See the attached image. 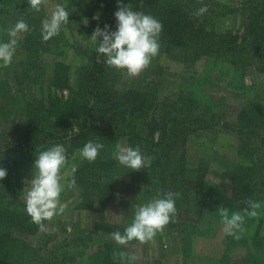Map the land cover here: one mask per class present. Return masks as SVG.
<instances>
[{"label":"rangeland","instance_id":"1","mask_svg":"<svg viewBox=\"0 0 264 264\" xmlns=\"http://www.w3.org/2000/svg\"><path fill=\"white\" fill-rule=\"evenodd\" d=\"M192 1L197 8L206 3L219 6L218 9L213 8L215 11L211 14L206 32H230L242 46H245L244 40L250 42L259 34L249 25L248 13L242 8L245 0ZM134 2H128L133 10ZM57 4L64 5L69 13V23L61 27L59 35L26 55L24 38L27 33H23L11 65L3 67L0 64V167H12L17 171L19 193L12 200L24 208L25 182L32 179L34 172L29 150L20 142L27 125L26 106L28 103L47 102L54 95L63 100L67 98L68 89L51 88L52 70L56 64H63L69 69L68 86L75 84L78 70L88 63L77 48L88 50L95 46L90 36L97 26L101 28L105 19V0H47L40 12L32 11L27 0H0V42H7L6 30L21 19L34 32L42 30L43 20L50 18ZM210 7L212 5L208 6V10ZM190 16L195 15L191 13ZM100 58L103 61V57ZM241 59L245 62L244 67L217 57L211 51L209 55L193 59L190 54L172 50L155 57L150 67L137 77L128 78L112 69L117 90H152L158 102H165L172 109L179 101L178 107L182 104L185 110L187 108L184 115H195L201 119L199 125L205 128L198 130L194 125V132L187 140L182 138L186 145L183 178L190 180L194 176L191 170H205L206 177L202 183L211 191L226 190L223 172L237 162L236 136L226 125L235 122L248 102L260 103L264 107V71L261 69L264 68V59L250 51ZM21 62L27 66L35 63L38 71L36 66L27 71L25 66L21 67ZM24 70L33 79H39L36 85L27 84L22 73ZM59 129L60 136L67 130L68 136L77 131L74 125L69 129ZM55 144L60 143L54 140L51 146ZM118 144L127 147L126 139L122 137L115 144L114 152ZM63 146L68 161L61 175L68 174L67 178H70L72 166L78 169L81 157L79 151L69 153L68 145ZM145 157L148 166L138 172L129 169L130 172L115 160L116 172L110 181L114 192L110 202L104 206L102 219L96 213L99 206L84 208L78 190L65 187L60 197L61 203L66 206L65 212L50 222L45 221L47 230L44 232L38 227L34 233L14 231L19 249L13 257L8 244H4L7 246L2 249L1 260L5 264H117L113 260V252L127 251L138 257L136 264H264V200L258 201L261 207L257 210V217H245V230L238 240L223 233L218 209L194 208L193 204L188 206L184 203L177 211L175 222H170L164 232L156 236L154 243L140 245L133 241L126 248L117 246L110 239V233H123L134 218L137 204L147 203L166 192V183L159 182V170L152 166L153 157ZM67 178L61 183L66 185ZM188 187L185 185V188ZM0 195L1 204V185ZM116 227L121 230H115ZM103 243L112 245L105 249Z\"/></svg>","mask_w":264,"mask_h":264},{"label":"trees","instance_id":"2","mask_svg":"<svg viewBox=\"0 0 264 264\" xmlns=\"http://www.w3.org/2000/svg\"><path fill=\"white\" fill-rule=\"evenodd\" d=\"M129 1L121 0L126 5ZM117 3L118 0H105V19L101 29L107 24L112 31L116 30L114 13ZM193 3L192 0H135V11L153 16L163 25L158 55L180 50L196 59L209 55L211 51L215 56L226 58L240 67L245 66L241 56L248 55L249 51L260 54L264 59V0H245L242 5L248 13L249 25L259 33L250 42L244 40L245 46L237 43L238 40L233 38L230 32H206L209 29L211 14L215 11L213 8L219 7L216 3L204 4L212 7L202 18L190 16L198 9ZM259 7L262 8L260 11L257 10ZM41 31L34 32L29 29L27 32L24 38L26 55L35 49L38 50L45 43ZM95 47L88 50L77 48L80 56L86 58L88 63L78 70V77L72 87L68 86L67 67L59 63L52 70L51 88L68 89L69 95L65 100L54 95L49 97L47 102L27 104L26 131L20 142L28 148L30 162L34 163L38 152L51 147L54 140L68 145L69 153L80 151L88 141L103 144L104 147L96 161L88 163L81 158V164L74 175V189L78 190L84 208L99 206L96 213L101 219L104 206L113 196V185L110 181L112 174L116 172L114 146L122 137L126 139L127 147L139 146L144 156L153 157L152 166L159 170L157 178L159 177L160 183H166V192L180 193L175 203L177 211L184 203L188 206L191 203L194 208L201 206L219 210V207H223L229 211H242L247 207L246 200H264V107L260 103L248 102L238 113L235 122L226 125L236 136L237 162L233 161L235 163L229 165V170L223 172L226 190L211 191L202 183L206 177L205 170H191V175L194 176L190 180L183 178L186 145L182 138L187 140L194 132V125H197L198 130H203L205 127L199 125L201 119L195 115H184L187 108L185 110L182 104L178 107L179 101L172 109L167 107L165 102H158L152 90H117V80L114 79L116 77L112 69L106 67L101 58L98 59ZM38 61L40 63V60ZM20 65L25 66L27 71H32L36 66L38 71V65L35 63H29L27 66L21 62ZM261 69L264 71V68ZM26 70L22 73L28 81L27 84L36 85L39 79H33ZM72 125L76 127V133L68 136L66 129L67 131L59 135V128L69 129ZM5 170L7 176L0 181L3 194L0 204V256L2 249H6L4 247L7 245L4 244L7 243L14 257L19 249L14 231L34 233L37 225L31 222L25 208L16 205L12 200L18 195L17 192L19 193L17 171L12 167ZM185 185L190 187L185 188ZM115 230L121 229L116 227ZM109 244L103 243L102 246L107 249L110 248ZM0 264H5L1 258Z\"/></svg>","mask_w":264,"mask_h":264},{"label":"clouds","instance_id":"3","mask_svg":"<svg viewBox=\"0 0 264 264\" xmlns=\"http://www.w3.org/2000/svg\"><path fill=\"white\" fill-rule=\"evenodd\" d=\"M29 8L34 12H40L41 6L47 0H27ZM208 11V6L202 4L193 15L200 17ZM116 25L115 31L109 25L99 26L90 36L91 42L96 46L98 59L103 57L106 67L125 74L128 78L139 76L147 70L152 60L160 52V35L163 30L162 23L155 17L142 11H135L131 4H124L118 0L117 10L114 13ZM69 23V13L62 4H57L51 12L50 18L42 22L41 36L44 42L59 35L61 27ZM29 27L21 19L14 26L6 30L7 42H0V64L9 67L12 63L21 34L27 33ZM101 143L88 141L79 151L80 157L88 163H94L103 149ZM117 151L113 153L118 163L132 171H141L148 166L147 157L141 153L139 146L123 147L117 145ZM68 157L66 149L61 144H55L46 150L38 152L34 162L32 179L26 181L25 188V212L31 218V222L37 225L39 231L47 230L45 221H52L54 217L65 212L66 206L61 203L60 197L65 187L74 189V178L77 168L72 166L70 176L61 175V170L67 165ZM7 171L0 167V180L5 179ZM67 178L66 185L61 183ZM180 197L178 192H163L147 203L135 206L134 218L123 233L115 231L110 233V239L121 248H126L131 242L136 241L140 245L154 243L158 234H162L170 222H175L177 214L176 199ZM242 211L230 214L229 209L219 207L222 231L225 236L240 239L245 225V217L248 219L258 216L260 203L251 199L246 200ZM138 257L127 251H114L113 260L117 264H136Z\"/></svg>","mask_w":264,"mask_h":264}]
</instances>
